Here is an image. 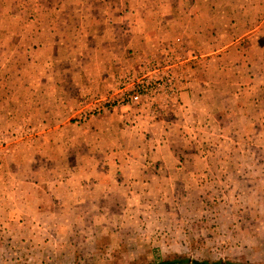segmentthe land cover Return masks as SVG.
<instances>
[{
  "label": "rangeland",
  "instance_id": "374dc122",
  "mask_svg": "<svg viewBox=\"0 0 264 264\" xmlns=\"http://www.w3.org/2000/svg\"><path fill=\"white\" fill-rule=\"evenodd\" d=\"M175 1L182 15L191 0H166ZM93 2L0 0V86L34 87L0 94V264H264V0H209L221 5V25L206 31L207 51L184 29L161 40L156 55L171 51L189 78L180 102L155 115L106 103L149 50L129 48L110 75L106 62L96 72L71 61L112 32L92 27L101 16ZM60 9L71 43L47 55L39 37L49 26L57 33ZM206 57L209 89H192L190 71ZM167 111L181 116L154 123Z\"/></svg>",
  "mask_w": 264,
  "mask_h": 264
},
{
  "label": "crops",
  "instance_id": "0c3cea01",
  "mask_svg": "<svg viewBox=\"0 0 264 264\" xmlns=\"http://www.w3.org/2000/svg\"><path fill=\"white\" fill-rule=\"evenodd\" d=\"M95 1L96 3L93 2V10H100L98 15L101 16L98 23H92V27L95 26V29L99 27L100 29L112 31L113 33L116 31L117 33L123 35L126 39V41H121L119 38L114 37L112 32H109V34L103 37L99 42L93 43V41H91L89 45L94 46V48L90 49L91 53L86 54L87 52L83 48L77 50L75 59H71V61L78 64L79 67L77 68H84L83 64L88 62L86 69L89 67H94L96 72L101 70L100 68L105 62L110 64V66L107 65L106 69L103 70H108L109 68L113 67L114 63L123 61L126 58V52L129 50V48H135L136 51L139 49H147V51L149 50L151 54L158 53L157 50L162 43L161 40L172 38L170 31L173 29H184L186 32V34H182L185 36L184 38L189 37V40L193 45L196 46L198 51H200L199 47H204V45H207L205 47V51H207L209 49V42H207V38L209 37L210 33H206V31L210 30L211 25H221V5H210L209 0H191L186 6L185 13L182 15L179 14L181 7H179L176 1L172 4V6L167 5L166 0ZM135 1L138 3L137 5L133 6ZM84 4L85 2H83V5ZM83 10H86V8H83ZM59 11L61 12L60 16L64 17V21L59 20L57 22V33H51V30H53L54 27L49 26V29L47 28L46 30H49L50 33L44 35L45 32L43 30V33L41 34V36L47 37H39L43 47L42 50H44L47 55L54 54L57 50L59 51L63 45L66 46L67 42H70L67 39H64L62 37L64 34L61 33V24L69 22L65 20L67 10L60 9ZM8 12L13 13L14 9L9 8ZM215 15H217V18H214ZM103 17L105 20H103ZM79 21L80 22H77V24L81 25L82 21L80 19ZM145 22L149 24V27L145 26ZM12 23H10V26L16 28V26L12 25ZM0 28H2V26ZM33 28L34 27L29 29L31 32H28L27 27L25 38L21 39L25 42V47H29L27 49L24 48L26 55L29 57L33 55V51H31L30 48L32 47L31 42L33 41L34 35ZM0 31L3 33L2 30ZM136 31H138L137 34ZM130 33H132V35H130ZM9 40L10 45L19 46L21 43L20 39L18 38H9ZM79 42L80 40L77 39L74 41V44ZM84 43L88 45L86 41ZM197 45H199V47ZM0 46L6 45L1 44ZM19 48L22 50V47ZM211 52L212 53H210V55L212 58H214L216 55H220L221 53L220 51ZM202 54L208 55V53ZM210 55H208V57ZM60 56L61 55L58 56L57 60H54V58L50 57L49 62H61ZM208 57L199 61V63L195 66L196 68H194V72H192V70L190 71L191 79L193 76H195L191 82L192 89H195L199 86L201 90L208 91V72L210 70V60ZM69 60L70 59H65L63 61L68 62ZM0 61H4V58ZM122 66H125V64L123 63ZM202 66L205 68V74L202 73V70H199V68ZM109 71L110 70L107 71L108 75H110ZM27 72L31 73L30 71ZM85 73H87V70ZM21 90L27 94H30L34 92V87L33 85H23L20 87L11 85L0 86V94H16L17 91ZM11 104L12 101L9 100L6 102L5 106H8L9 110L14 109L13 105ZM169 109H171V107ZM179 116H181V113L174 112L171 114L170 111H167L161 118L158 119L157 122L154 121V123H174L179 119ZM12 119L13 117H10V122H12ZM151 119L154 120V118Z\"/></svg>",
  "mask_w": 264,
  "mask_h": 264
},
{
  "label": "built area",
  "instance_id": "2783aa9c",
  "mask_svg": "<svg viewBox=\"0 0 264 264\" xmlns=\"http://www.w3.org/2000/svg\"><path fill=\"white\" fill-rule=\"evenodd\" d=\"M171 51L165 50L160 57L156 54L140 59L133 71H127L118 81L115 93L106 99L108 110L117 107L129 109L131 106L146 108L152 115L180 102V94L185 78L183 60ZM101 110L92 113L97 120ZM81 122L87 121L82 117Z\"/></svg>",
  "mask_w": 264,
  "mask_h": 264
},
{
  "label": "trees",
  "instance_id": "16d2710c",
  "mask_svg": "<svg viewBox=\"0 0 264 264\" xmlns=\"http://www.w3.org/2000/svg\"><path fill=\"white\" fill-rule=\"evenodd\" d=\"M193 263V264H247L240 261H208V260H194L190 259L189 257L183 256H176V257H169L164 259H159L157 261L147 263V264H186V263Z\"/></svg>",
  "mask_w": 264,
  "mask_h": 264
}]
</instances>
